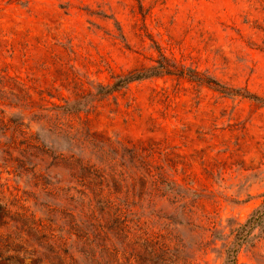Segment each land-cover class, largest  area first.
Listing matches in <instances>:
<instances>
[{
	"label": "rangeland",
	"instance_id": "rangeland-1",
	"mask_svg": "<svg viewBox=\"0 0 264 264\" xmlns=\"http://www.w3.org/2000/svg\"><path fill=\"white\" fill-rule=\"evenodd\" d=\"M263 192L264 0H0V264H264Z\"/></svg>",
	"mask_w": 264,
	"mask_h": 264
},
{
	"label": "trees",
	"instance_id": "trees-1",
	"mask_svg": "<svg viewBox=\"0 0 264 264\" xmlns=\"http://www.w3.org/2000/svg\"><path fill=\"white\" fill-rule=\"evenodd\" d=\"M162 61L158 62L154 66H148L145 68H140L137 70L130 71L124 75L117 76L114 81L106 86L103 87V94H107L116 90H119L123 87H125L127 84L133 82V81H139L143 79H147L154 76L164 75V74H176L179 76H185L186 74H183V68L181 66L174 65L168 58H166L164 55L159 54ZM186 71H190L193 73L191 76H188V79L195 81L198 85H203L206 87H209L215 91H218L219 93L223 95H239L246 98H253L251 94L243 91L238 92L237 89H231L223 86L215 79L202 74L197 73L196 71L188 68ZM62 104H56L51 103L49 104V107L52 110L61 111L63 113H73L77 110H79L80 103L79 98H69V99H63ZM9 208L8 206L2 202L1 200V193H0V217H5L6 214H8ZM262 225L264 228V192L261 194V201L260 204L252 209L250 213L245 218L244 222L238 225L233 231H234V241L233 246L231 248V260L234 259L235 251L237 250L238 246V238L239 235H244L245 233H249L253 228L256 226ZM2 240H0V248L2 245ZM22 241L20 238L16 240V244H21ZM229 255V254H227Z\"/></svg>",
	"mask_w": 264,
	"mask_h": 264
}]
</instances>
